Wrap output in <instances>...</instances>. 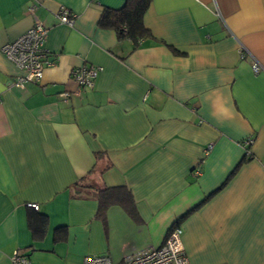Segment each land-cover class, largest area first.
Returning a JSON list of instances; mask_svg holds the SVG:
<instances>
[{
    "label": "crops",
    "instance_id": "crops-1",
    "mask_svg": "<svg viewBox=\"0 0 264 264\" xmlns=\"http://www.w3.org/2000/svg\"><path fill=\"white\" fill-rule=\"evenodd\" d=\"M124 2L0 0V47L39 21L55 60L17 87L0 51V264L119 262L173 226L189 264H264V0H151L137 45L98 25ZM83 64L102 69L76 93ZM83 177L129 190L137 218L99 217Z\"/></svg>",
    "mask_w": 264,
    "mask_h": 264
},
{
    "label": "built area",
    "instance_id": "built-area-1",
    "mask_svg": "<svg viewBox=\"0 0 264 264\" xmlns=\"http://www.w3.org/2000/svg\"><path fill=\"white\" fill-rule=\"evenodd\" d=\"M29 10L32 12L31 8ZM56 16L62 24L71 26L74 22V15L65 7H61ZM46 34L47 28L41 22L35 21L27 31L0 47L1 53L20 71V74L14 79L15 86L23 87L27 81H40L44 68L55 63L54 58H50V53L44 47ZM251 68L256 73L260 71L261 66L254 61ZM101 69V67L87 64L72 69L71 74L78 87L76 93L83 87H92ZM67 95V92L61 93L63 97ZM246 142L250 143L251 140ZM195 173L198 175L199 171L196 170ZM28 205L38 209L36 203H28ZM181 234V228L173 226L168 230L164 241L158 247H148L135 251L119 262L112 261L106 254L86 255L82 259V264H189ZM10 260L11 264H29L30 262L28 255L18 250L13 251Z\"/></svg>",
    "mask_w": 264,
    "mask_h": 264
},
{
    "label": "trees",
    "instance_id": "trees-1",
    "mask_svg": "<svg viewBox=\"0 0 264 264\" xmlns=\"http://www.w3.org/2000/svg\"><path fill=\"white\" fill-rule=\"evenodd\" d=\"M150 2L151 0H125L121 7H104L98 25L101 28L113 29L119 40L128 39L133 45H137L141 39L150 35L149 30L143 23V15ZM96 155H99V153H96ZM73 188L77 189L78 196L83 194L86 196L90 193L91 196L96 198L98 202L97 215L102 219L107 207L110 205H118L131 218H137L133 197L125 187L94 186L88 181L87 177H83L73 185Z\"/></svg>",
    "mask_w": 264,
    "mask_h": 264
},
{
    "label": "rangeland",
    "instance_id": "rangeland-1",
    "mask_svg": "<svg viewBox=\"0 0 264 264\" xmlns=\"http://www.w3.org/2000/svg\"><path fill=\"white\" fill-rule=\"evenodd\" d=\"M30 8H31V9H32V11H33V7H30ZM32 25H33V24H32ZM29 28H30V27H29ZM29 28H28V29H29ZM28 29H27V30H28ZM27 30H26V31H27ZM23 33H24V32H23Z\"/></svg>",
    "mask_w": 264,
    "mask_h": 264
}]
</instances>
